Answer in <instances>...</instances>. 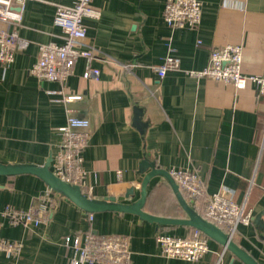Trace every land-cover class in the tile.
<instances>
[{
	"label": "crops",
	"instance_id": "obj_1",
	"mask_svg": "<svg viewBox=\"0 0 264 264\" xmlns=\"http://www.w3.org/2000/svg\"><path fill=\"white\" fill-rule=\"evenodd\" d=\"M74 1L28 0L23 7L14 61L0 66V164L44 165L59 150L58 129L69 114L89 122L80 189L90 198L138 199L145 161L166 172L194 171L208 193L226 188L245 213L253 218L263 213L264 96L249 83L236 90L188 73L203 70L213 49L235 45L242 52V75L263 74L264 0H199V24L181 29L164 23V0H92L99 17L84 19V47L94 59H78L62 87L29 70L39 45L62 43L53 24L55 8ZM167 57L176 58L179 68L159 78L154 67ZM88 65L98 70L97 80L84 77ZM66 96L79 98L65 102ZM136 112L145 124L143 134L134 125ZM48 191L33 175L0 176V213L41 203L48 212L47 222L37 228L12 226L0 217V238L22 245L15 257L0 252V264H69L63 237L88 230L126 236L130 264H243L209 239V252L198 262L162 257L157 233L183 237L193 229H156L135 215L108 211L89 220L90 214ZM146 193L149 214L184 216L164 178H151ZM232 239L264 264V231L253 221L238 226Z\"/></svg>",
	"mask_w": 264,
	"mask_h": 264
},
{
	"label": "built area",
	"instance_id": "obj_2",
	"mask_svg": "<svg viewBox=\"0 0 264 264\" xmlns=\"http://www.w3.org/2000/svg\"><path fill=\"white\" fill-rule=\"evenodd\" d=\"M27 1L0 0V66L3 68L9 67L14 61L18 41L17 27ZM91 2L92 0H75L70 6L59 5L55 8L53 24L61 30L62 43L39 45L37 61L29 70L32 76L58 83L63 87L78 59L87 62L94 59V53L84 47V19L99 17L98 10L91 6ZM162 18L169 28H195L201 19V3L199 0H164ZM241 63V48L225 45L210 52L208 64L203 70L189 72L188 75L231 84L236 90L245 88L249 83L253 85L257 96H264V73L245 77L241 73ZM178 68L179 61L174 57H167L160 65L154 67V71L162 78L167 71ZM98 73L97 69L88 65L84 77L97 80ZM78 98L66 96L64 101ZM88 126L87 120L68 114L64 126L58 129L61 143L50 163V170L56 177L79 188L84 185L82 152L88 139ZM168 174L188 205L195 210H201L200 215L204 219L230 238L237 234L238 226L251 223V214L244 212L243 205L235 203L232 192L226 188L216 193H208L205 182L194 171L172 169ZM0 217L8 220L12 226L37 228L47 222L48 212L46 206L41 203L26 211L5 208ZM88 219H92L91 214ZM155 242L162 257L184 262H198L209 252L208 238L195 229L190 235L183 237L159 232L155 236ZM62 244L69 253V264H130L128 238L123 235H99L88 230L64 236ZM21 248L19 242L0 238V252L7 256H17Z\"/></svg>",
	"mask_w": 264,
	"mask_h": 264
},
{
	"label": "water",
	"instance_id": "obj_3",
	"mask_svg": "<svg viewBox=\"0 0 264 264\" xmlns=\"http://www.w3.org/2000/svg\"><path fill=\"white\" fill-rule=\"evenodd\" d=\"M139 120V113L136 112L134 115V125L138 128L140 133L143 134L145 124H141ZM50 163L51 158L42 166L33 164H0V176L13 177L26 174L33 175L39 178L50 191L63 196L77 208L88 214L105 211L127 213L137 216L141 221L154 224L156 229L167 226H181L195 229L201 232L210 241L215 242L229 251L243 264H258L251 255L234 243L232 238L190 207L168 172L157 168L153 162L144 161L140 164V169L143 170L145 175L140 182L139 197L134 201L126 202H119L114 198H105L103 200L90 198L85 195L77 185H72L56 177L50 170ZM156 176L164 178L170 185L177 203L184 214L182 218L154 216L144 210L147 195L146 187L150 179ZM252 221L257 225L260 231H264V212L257 214L252 218Z\"/></svg>",
	"mask_w": 264,
	"mask_h": 264
},
{
	"label": "trees",
	"instance_id": "obj_4",
	"mask_svg": "<svg viewBox=\"0 0 264 264\" xmlns=\"http://www.w3.org/2000/svg\"><path fill=\"white\" fill-rule=\"evenodd\" d=\"M176 206H178L179 210H181L180 207H179V205H178V203H177V201H176ZM181 211H182V210H181Z\"/></svg>",
	"mask_w": 264,
	"mask_h": 264
}]
</instances>
